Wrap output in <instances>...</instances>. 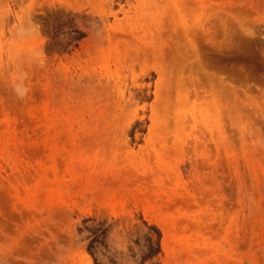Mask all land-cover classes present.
Returning <instances> with one entry per match:
<instances>
[{
    "label": "rangeland",
    "instance_id": "obj_1",
    "mask_svg": "<svg viewBox=\"0 0 264 264\" xmlns=\"http://www.w3.org/2000/svg\"><path fill=\"white\" fill-rule=\"evenodd\" d=\"M0 264H264V0H0Z\"/></svg>",
    "mask_w": 264,
    "mask_h": 264
},
{
    "label": "clouds",
    "instance_id": "obj_2",
    "mask_svg": "<svg viewBox=\"0 0 264 264\" xmlns=\"http://www.w3.org/2000/svg\"><path fill=\"white\" fill-rule=\"evenodd\" d=\"M17 96L19 99H24V97L27 95L28 89L23 88V89H17Z\"/></svg>",
    "mask_w": 264,
    "mask_h": 264
}]
</instances>
